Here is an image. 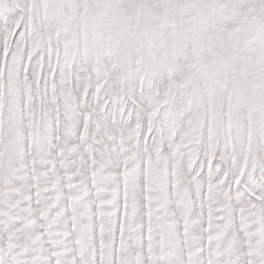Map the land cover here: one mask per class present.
I'll return each instance as SVG.
<instances>
[{"label":"snow or ice","instance_id":"snow-or-ice-1","mask_svg":"<svg viewBox=\"0 0 264 264\" xmlns=\"http://www.w3.org/2000/svg\"><path fill=\"white\" fill-rule=\"evenodd\" d=\"M0 264H264V0H0Z\"/></svg>","mask_w":264,"mask_h":264}]
</instances>
